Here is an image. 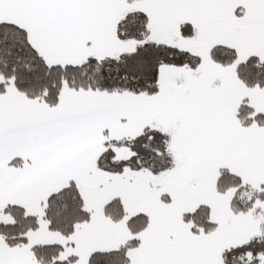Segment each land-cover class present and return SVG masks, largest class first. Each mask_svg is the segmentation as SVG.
Instances as JSON below:
<instances>
[{
    "label": "snow or ice",
    "instance_id": "snow-or-ice-1",
    "mask_svg": "<svg viewBox=\"0 0 264 264\" xmlns=\"http://www.w3.org/2000/svg\"><path fill=\"white\" fill-rule=\"evenodd\" d=\"M0 264H264V0H0Z\"/></svg>",
    "mask_w": 264,
    "mask_h": 264
}]
</instances>
